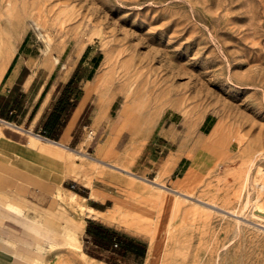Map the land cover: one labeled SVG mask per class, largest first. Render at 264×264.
<instances>
[{
    "label": "rangeland",
    "instance_id": "1",
    "mask_svg": "<svg viewBox=\"0 0 264 264\" xmlns=\"http://www.w3.org/2000/svg\"><path fill=\"white\" fill-rule=\"evenodd\" d=\"M0 55L95 69L144 177L127 264H264V0H0Z\"/></svg>",
    "mask_w": 264,
    "mask_h": 264
},
{
    "label": "crops",
    "instance_id": "2",
    "mask_svg": "<svg viewBox=\"0 0 264 264\" xmlns=\"http://www.w3.org/2000/svg\"><path fill=\"white\" fill-rule=\"evenodd\" d=\"M85 67L60 57L49 68L14 59L0 79V264L145 260L94 242L99 228L145 244L125 227L129 194L144 189V177L141 169L112 167L128 164V143L116 150L104 120L110 101L97 91L95 69L83 74ZM74 100L64 124L52 126Z\"/></svg>",
    "mask_w": 264,
    "mask_h": 264
},
{
    "label": "trees",
    "instance_id": "3",
    "mask_svg": "<svg viewBox=\"0 0 264 264\" xmlns=\"http://www.w3.org/2000/svg\"><path fill=\"white\" fill-rule=\"evenodd\" d=\"M96 68V67H95ZM68 86H66V88L64 89L63 94H67ZM62 94V96H63ZM76 100L73 101V103L71 104V106L69 104L67 105H62L58 111H56L54 117L52 118V126L54 125H58V126H62L64 124V122L66 121L70 110L72 109V107L75 105ZM71 108V109H70ZM65 114L64 117V122L60 123V117ZM89 231V229H88ZM92 235H94L96 238L98 237V239L96 241H94L97 245L105 248V249H109L110 248V244L111 245H115L117 244L118 246V250L117 253L118 255L121 256H125L127 254H131V255H135L136 258L138 259H144L146 256V252H147V247L145 244L136 242L132 239H127V238H120L117 237L116 234L114 232H110L108 230H102V229H95V231L92 232Z\"/></svg>",
    "mask_w": 264,
    "mask_h": 264
},
{
    "label": "bare ground",
    "instance_id": "4",
    "mask_svg": "<svg viewBox=\"0 0 264 264\" xmlns=\"http://www.w3.org/2000/svg\"><path fill=\"white\" fill-rule=\"evenodd\" d=\"M8 62H9V58L6 57V55H0V79L4 73V71L6 70V67L8 65ZM46 143V142H45ZM244 185V184H243ZM245 186V185H244ZM244 189V188H243ZM244 191V190H243ZM245 192V191H244ZM247 199V198H246ZM246 202V201H245ZM254 204V203H253ZM246 205V203L244 204V206ZM248 205V204H247ZM246 205V206H247ZM261 208V207H259ZM235 264V263H233ZM243 264V263H242Z\"/></svg>",
    "mask_w": 264,
    "mask_h": 264
},
{
    "label": "built area",
    "instance_id": "5",
    "mask_svg": "<svg viewBox=\"0 0 264 264\" xmlns=\"http://www.w3.org/2000/svg\"><path fill=\"white\" fill-rule=\"evenodd\" d=\"M114 247H117V244H115Z\"/></svg>",
    "mask_w": 264,
    "mask_h": 264
}]
</instances>
